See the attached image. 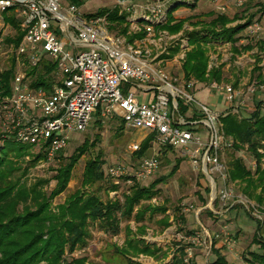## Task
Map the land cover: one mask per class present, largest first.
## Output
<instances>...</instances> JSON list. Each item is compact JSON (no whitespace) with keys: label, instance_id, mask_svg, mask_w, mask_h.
<instances>
[{"label":"built area","instance_id":"2783aa9c","mask_svg":"<svg viewBox=\"0 0 264 264\" xmlns=\"http://www.w3.org/2000/svg\"><path fill=\"white\" fill-rule=\"evenodd\" d=\"M61 1L0 0V12L14 9L21 19L24 37L16 53L22 67L29 69L15 73L9 95L0 92V136L30 145L47 161H54L68 147L71 134L85 132L97 121L120 119L126 128L147 132L158 147L180 149L219 192L225 209L236 197L230 168L222 154L226 147H234V141L225 136L221 115L196 102L190 92L200 82L191 80L178 85L153 57L154 50L145 44L146 37L134 42L114 37L103 26L102 18H86L74 4L70 6V16L65 15ZM172 1L147 7L145 31L151 39L156 35V26L168 20ZM258 1L234 0L233 5L244 8ZM261 31L259 23L252 24L242 44ZM48 65L55 67L52 80L47 77L45 85L35 86L29 73ZM207 85L226 95L234 113L242 111L245 102L232 85L217 81ZM137 92L151 95V100H140ZM248 94L257 96L255 85L248 88ZM194 103L201 110H194L188 118L182 107L188 112ZM202 116L206 118L203 124L210 128L208 143L197 130ZM143 143L132 144L133 154L142 150ZM160 167L161 158L155 153L140 159L131 172L125 165H115L108 175L131 186L143 185ZM238 202L247 206L242 198ZM253 208L264 226V213ZM196 238L187 244L192 247L187 248L186 263L193 259L191 250L199 242Z\"/></svg>","mask_w":264,"mask_h":264},{"label":"rangeland","instance_id":"374dc122","mask_svg":"<svg viewBox=\"0 0 264 264\" xmlns=\"http://www.w3.org/2000/svg\"><path fill=\"white\" fill-rule=\"evenodd\" d=\"M161 1L167 2V0H62L61 10L65 15L70 16L69 9L74 4L78 7L80 14L88 18L89 15L99 14L104 10L115 11L117 9L120 14L128 16L127 21L130 24L129 35H120V29H118L120 24H111L105 17L102 18L104 20L103 26L112 36H121L129 40L133 35L135 36L138 33L143 34L148 27L144 18L147 15V7ZM194 1L173 0L170 4L169 16L171 13L178 14L176 12H180L183 9L182 6H178L180 2L194 3ZM199 1L202 2H200L199 11L189 16L192 19L187 22L184 31L172 33L164 29L159 31L156 29V35L152 39L151 36H147L146 34L145 37L148 40H144L148 48L151 50L152 47L154 50L153 57L156 58V61L160 63L163 69L167 70V72L169 71V75L178 85H181L184 81L181 78L182 73L180 71L187 60L188 52L193 48L190 46L187 33L194 29L201 30L205 24H209L221 14L234 18L236 14L244 12L247 7L236 8L233 5L234 0H198V3ZM257 3L264 5V0H259L256 3H252V5H256ZM224 7L225 10L223 9ZM212 10L216 12L213 13L215 15H204L210 14L209 12ZM187 13L183 11L179 15L186 17L188 16ZM251 13H256L257 15L253 24L259 23L262 27V31L258 36L245 41V44L251 42L254 45L253 51L234 58L230 44L223 43L219 45L218 43L221 41L217 40H213L207 44L210 55L209 67L213 68L220 65L224 79L221 83L232 85L236 91L241 92L242 99L245 102L242 106L244 114L254 112L257 104L256 100H259V98L264 100V6L262 8L258 6L253 7ZM7 14H9L8 10L0 12V35L2 36L0 37V73L12 66L14 58L17 61L16 72L29 71L28 68H24L20 64L15 45L5 43L6 40L13 39L19 35V29L6 21ZM14 14L17 15L16 11ZM198 14H202L203 17H198ZM17 18L21 20L18 15ZM197 22L200 23L196 24ZM244 23L245 20H239L234 25H242ZM112 27L115 29L113 28L112 30ZM139 28L143 31H139ZM21 31L23 32V29ZM245 35L246 31L242 34L243 39H246ZM238 45L240 46V43ZM79 50L86 51L88 49L79 48ZM258 67L262 68V71H258ZM183 73L186 76L185 71ZM260 74H262V77L258 78ZM251 85L256 86L260 95L252 98L248 94V88ZM190 92L195 96L196 102L207 105L210 110L217 114L227 112L230 107V105L226 104V95L212 90L209 85L199 84L196 90H190ZM136 94L142 101L151 100V95L147 96L141 92H137ZM220 94L222 97H218ZM213 95L217 97H213ZM194 110L197 113L201 110L197 103H194L190 107V110L185 113L186 116L191 118L192 113H195ZM205 119V116H202L201 124L197 126V130L203 141L208 143L210 128L203 124ZM147 135V132L126 128L120 119L101 121V124L94 122L87 131L70 135L68 147L58 155L62 156L63 159L56 158L54 161H47L44 157L31 168L30 174L27 177L29 184L35 183L39 179L50 181L45 186V190L53 193L57 187V181L54 180V176H56L55 170L62 164H66L68 158H77L66 190L53 200V204L57 206L65 204L68 200L73 199L79 194L82 196L96 194L103 201L111 200L112 197H119L124 193L129 194L132 192L134 185L127 184L125 180L112 178L108 175L109 169L115 165H125L129 168V172H131L130 169L135 167L139 160L146 156H152L156 153L161 158V167L157 174L151 180L141 185L149 186L155 180L161 177L165 178L164 182L157 187L154 198L146 202L145 204L147 205L143 207L151 205V207L155 208H166L165 213L151 212V215L147 214L144 221V225L146 226L144 228V236L147 238L146 241H149L148 246L155 250L161 248V251L156 252V257L142 254L137 255L135 250L130 249L126 245H122L125 250L122 251L123 248L121 249L117 245L119 242L122 243L120 240L124 239V235L114 236L112 233L108 235L105 234L101 226H97L93 230L94 234H91L89 239L90 246H93L78 248L72 254L67 252V261L71 262L73 259L85 258L88 264H173L175 255H179L178 247L180 245H187L189 240H195L196 236H200V238H196L199 242H195L194 249L191 250L193 252L191 262L194 261L196 264H215L219 257L216 252L212 251V245L213 241H216L217 249L220 250V254L224 257L227 264H260L261 260L255 259L252 254L258 256L264 254L261 245L255 243L264 242V239L260 238L261 240L257 239L256 241L255 235L259 231V224L257 222L259 218L256 215L259 214L253 206L261 212H264V210L263 208H259L255 200L243 195V184L232 182L234 197L236 198L231 200L228 205L235 204L241 205V207L231 211L234 205L229 210L222 212L228 206L223 209L224 204L219 199V192L213 190L210 184L205 181L202 171L195 168L191 160L182 155L180 149L158 147L152 137L149 148L144 156L140 157L138 153L133 154L131 150L132 144L146 141L149 139ZM256 138L259 139V136ZM229 139L231 140L232 138ZM234 143L233 148L226 147L225 151H223V161L230 168V164L235 158H242L247 168L255 173L258 163L248 150L249 146L240 145L244 149L236 152L239 143L238 141H234ZM19 147V144H8L4 152H11ZM78 148L82 149L77 151ZM258 148L260 149V153L264 155V139H260ZM31 152L35 155L38 154L35 149L31 150ZM165 153L167 154L166 157L163 155ZM98 158L105 162L103 166L105 178L90 185H83L84 174L88 164L99 160ZM27 160H30V158L27 157ZM178 161L180 163L179 170L175 174H172V176H169ZM261 166L264 168V157ZM114 186L117 187L116 190L113 189ZM207 190L211 192L209 193ZM241 198L247 201V206L238 202ZM218 212H221V214H217ZM181 214L186 217L187 223L186 226L184 225V231L179 233L175 217ZM261 216L264 217V214ZM164 218L169 220L170 227L166 228L161 222ZM189 232H194L195 235H187ZM262 232L264 233V227ZM154 243L158 245L156 246ZM126 254L135 260L129 259L125 256ZM252 260L255 262H252Z\"/></svg>","mask_w":264,"mask_h":264},{"label":"trees","instance_id":"16d2710c","mask_svg":"<svg viewBox=\"0 0 264 264\" xmlns=\"http://www.w3.org/2000/svg\"><path fill=\"white\" fill-rule=\"evenodd\" d=\"M190 4L184 3L188 7H191ZM182 5L178 4V6ZM256 6L262 8L264 5L249 3L244 12L236 14L232 19L224 14L219 15L209 24H205L201 30L194 29L187 33L190 46L193 47L188 52L184 64L188 81L196 80L207 83L216 80L221 82V68L209 71L210 55L207 44L213 40L231 43L235 55L254 50L253 44L249 43L240 47L238 44L242 39V34L253 24L257 16L256 13H251L253 7ZM193 7L196 8V5ZM8 13L6 21L19 29V35L6 40L5 43L14 44V47L17 48L24 37V32L21 31V20L14 14V9L8 10ZM99 17H105L111 24H120L118 28L120 29V35H129L130 24L127 21L128 16L126 14H120L116 9L115 11L104 10L102 13L88 16V18ZM191 19L176 22L174 17L169 16L168 20L156 26V29L158 31L164 29L172 33H180L184 31L185 25ZM239 20H245V23L234 27L229 26ZM124 26L126 27L124 28ZM113 28L111 29L113 30ZM146 34V31H144L143 34L133 35L129 42H134L135 38L142 39ZM0 37L2 36L0 35ZM16 63L17 61L14 58L12 66L0 73V92H4L6 95L10 94V85L16 73ZM257 69L262 71V68L258 67ZM54 71V65H48L44 69H34L29 75L34 79L33 84L40 86L46 84L47 77L49 81L52 80ZM261 75L258 78H261ZM256 101L254 112L244 114L243 111L234 113L230 110L221 116V123L224 127L225 136L238 141L239 145L236 152L244 149L240 145H248V150L258 163L256 172L253 173L244 164L242 158H235L230 164V181L242 183L243 195L255 200L259 208L264 210V168L261 166L264 155L260 153L258 148L260 139H264V100ZM187 110L188 108L183 106L181 111L185 114ZM96 124H101V121H97ZM258 136L259 139L256 138ZM151 139L152 137L144 141L142 150L138 152L140 157L147 152ZM8 144H19L20 147L6 153L4 149ZM80 149L82 148H78L77 151H80ZM31 150L34 149L30 145L18 142L14 138H2L0 136V264H88L85 258L73 259L68 262L66 253L72 254L78 248L87 246L91 237V227L96 223L100 222L103 226L111 228L113 234L117 235L120 222L124 219H130L135 208L141 205L143 201L152 200L156 195L157 187L165 179L161 177L149 186H134L131 193H124L123 202L103 201L96 194L83 196L79 194L65 204L55 206L53 200L66 190L77 158H68L66 164H62L55 170L54 180L57 181V187L53 193H49L45 190V186L50 181L39 179L31 184L27 181L31 168L45 157L42 153L35 155ZM163 155L166 157L167 154ZM27 157L30 160H27ZM57 158L63 159L62 156ZM104 165L105 162L100 159L89 163L85 170L83 185H90L103 180L105 178ZM179 165L178 161L169 176L179 170ZM113 189L116 190L117 187L114 186ZM207 191L211 192L210 190ZM238 207H241V205H235L231 211L238 209ZM148 210L152 213L166 212V208H155L150 205L137 214L139 220L145 217ZM209 212L212 214L211 211ZM165 219L167 218H164L161 222L168 228L170 227L169 220ZM175 222H177L178 232H183L184 225L186 226L187 223L186 217L183 214L176 216ZM257 222L259 231L255 235L256 241L257 239L261 240L260 238L264 239L263 223L259 219ZM193 234L194 232L187 233V235ZM255 243L260 244L264 252V242ZM188 247L192 246L180 245L178 247L179 255H175L173 264H196L194 261L186 263ZM158 251H161V249L157 248L155 250L149 246L135 249L137 255L142 254L151 257H156ZM212 251L216 252L219 257L215 264H227L224 257L221 256L220 250L217 249L216 241H213ZM252 255L255 259L261 260L260 264H264V254L261 256ZM252 262L255 261L252 260Z\"/></svg>","mask_w":264,"mask_h":264},{"label":"crops","instance_id":"0c3cea01","mask_svg":"<svg viewBox=\"0 0 264 264\" xmlns=\"http://www.w3.org/2000/svg\"><path fill=\"white\" fill-rule=\"evenodd\" d=\"M200 2L201 1H199V3H198V0H195L194 1V3H192L191 2V7H188L187 5H184V3H183V5H182V7H183V9L180 11V12H176V13H178V14H170V16H172V17H174V19H175V21L176 22H178V21H180V20H186V19H189V16L190 15H194L196 12H198L199 11V6H200ZM202 3V2H201ZM181 4V3H180ZM186 4H188V3H186ZM198 4V5H197ZM196 5V8H194L193 6H195ZM202 5V4H201ZM201 9L203 10V8L201 7ZM224 10H225V7L223 8ZM222 9V10H223ZM188 12L187 13V15L188 16H186V17H181L180 15H179V13H182V12ZM210 14H204V15H215V14H213V13H216L214 10H212L211 12H209ZM202 14H203V12H202ZM202 14H198L197 16L198 17H203V15ZM221 15H223V14H221ZM225 15V14H224ZM230 19H232V17H230L229 15H227ZM236 23V22H235ZM230 27H234V26H236V25H234V23L233 24H231V25H229ZM185 27H186V25H185ZM223 43H227V44H230L231 45V51H232V55H233V57L234 58H236V57H238V56H240V55H235L234 54V51H233V48H232V44L231 43H229V42H227V41H221V42H219L218 44L220 45V44H223ZM250 44H251V42H249ZM249 43H247V44H249ZM247 44H242L241 43V41H240V46H245V45H247ZM239 46V45H238ZM239 46V47H240ZM253 51V50H252ZM250 52V51H249ZM244 53H246V52H243L242 54H244ZM241 54V55H242ZM173 58V57H172ZM183 67L184 66H182V68H181V78L184 80L183 81V83L184 82H186V81H188L187 80V78H186V76H184L183 74V72H184V69H183ZM261 67V66H260ZM210 68V67H209ZM218 68H221V72H222V67L219 65V66H215V67H213V68H210L209 69V71H211L212 69H218ZM169 72V71H168ZM170 74V73H169ZM223 72H222V80H221V82H223ZM213 81H216V80H213ZM212 82V81H211ZM219 82V81H218ZM209 82H200V84H205V85H207ZM235 86H237V84H235ZM258 95H260V94H258ZM222 97V95L220 94L218 97ZM213 97H217V96H215V95H213ZM259 100H262V98L260 99L259 98ZM221 102V101H220ZM226 104L227 105H230V107H229V109H228V111L227 112H229L230 110H232L233 111V108H234V106L231 104V103H229L228 101H227V98H226ZM227 112H224V113H221V114H219V115H223V114H225V113H227ZM217 114V113H216ZM204 179H205V181L208 183V184H210L209 183V181L207 180L208 178L207 177H204ZM211 186V185H210ZM116 193H118V192H116ZM112 201H114V202H116V201H121V202H123L124 201V194L123 195H121V196H119V197H112V199H111ZM213 200V199H212ZM149 201H151V200H149ZM149 201H143L142 202V204L141 205H139V206H137L136 208H135V211L133 212V214H132V217L130 218V219H124V220H122L121 222H120V226H119V233L117 234V235H114L113 234V230L111 229V228H108L107 226H103L100 222L99 223H96L94 226H93V228L91 229V234H94L93 233V230L95 229V227H97V226H101L103 229V231L105 232V234H108V235H110L111 233L114 235V236H121L122 234L124 235V239H121L120 241H122V243L121 242H119L118 243V245L117 246H120L121 247V249L122 250H124V247H122V245H126L127 247H129L130 249H132V250H135L136 248H145V247H147L148 245H149V241L147 242L146 241V237L144 236V234H145V231H144V228H146V226L144 225V221H145V217H146V215L147 214H150L151 215V211H147L146 212V214H145V217L142 219V220H139V216H137V214L139 213V212H141L142 210H145L148 206H145V208H143L144 207V205H147V204H145L146 202H149ZM150 206V205H149ZM210 211V210H209ZM212 211L213 212H215L213 209H212ZM216 213V212H215ZM126 223V224H125ZM178 227V226H177ZM142 232V233H141ZM142 235H141V234ZM264 234V233H263ZM121 243V244H120ZM88 244L89 245H87L88 247L90 246V242L88 241ZM156 246L158 245L157 243H154ZM93 245H91L90 247H92ZM180 247V246H179ZM161 249V248H160ZM127 257L129 258V259H131L132 258V260L134 261L135 259L133 258V257H131V256H129V255H127Z\"/></svg>","mask_w":264,"mask_h":264}]
</instances>
